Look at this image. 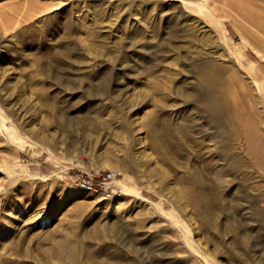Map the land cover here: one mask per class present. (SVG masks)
<instances>
[{
    "label": "rangeland",
    "instance_id": "1",
    "mask_svg": "<svg viewBox=\"0 0 264 264\" xmlns=\"http://www.w3.org/2000/svg\"><path fill=\"white\" fill-rule=\"evenodd\" d=\"M257 13L264 17V0H0V264H57L44 253L67 236L90 264H211L202 251L213 264H264ZM211 65L231 109L215 141L209 113L175 92L196 88ZM183 110L201 128L197 167L223 171L216 191L208 187L215 230L180 183L182 170H168L152 147V114L164 121ZM245 121L263 140L253 150ZM183 155L178 164L192 168ZM104 170L116 175L112 198L73 178Z\"/></svg>",
    "mask_w": 264,
    "mask_h": 264
},
{
    "label": "bare ground",
    "instance_id": "2",
    "mask_svg": "<svg viewBox=\"0 0 264 264\" xmlns=\"http://www.w3.org/2000/svg\"><path fill=\"white\" fill-rule=\"evenodd\" d=\"M199 6H201V5L199 4ZM251 21H253L254 24H256L258 26V28L264 32V17H262L259 13H257V14H254L253 16H251ZM114 57H115V55H114ZM217 76H219L218 67L216 65H211L210 69H208L207 71H204L203 73H199V81L197 83L196 88L189 89L187 87V85H180L179 87H176L177 89L175 91L180 97H182L181 100L183 102L185 101L188 104H193V106L200 108V110L203 109L209 113L210 121H212L213 123H216L215 131H211L210 139H208L211 141H215V139L218 138L219 135H224L225 133L228 132L226 130V127H225L226 117H225V111L224 110L226 109L227 112H229L231 110L228 108V104L225 105V100H226V95L228 94V89L227 88H225L223 90L218 89V87H217L218 85L216 83ZM255 82L257 84V87L261 90V87H262L261 83L259 81H255ZM108 85H109V82H106L105 86H108ZM116 85H118V82ZM195 90H197V91L195 92ZM105 92H107V91H105ZM157 92H160V93L165 92L166 93V90L163 88V89H159V91H157ZM119 93H120V91H119ZM161 95H163L164 97L167 98V96H166L167 93H166V95L165 94H161ZM45 105L47 106L48 109H52V107L49 105L47 100H45ZM181 113L182 114L177 115L178 114L177 112H171V113H168L167 116L164 114L165 115V119L163 118L164 121H162V119L158 116V113L152 114V119L148 121V126L151 129V135H152L151 139L153 140L152 147L159 154V158H161L162 160H164L168 163V170H171V169L182 170L183 175L179 179L180 183L183 185L184 190H186L188 193L193 192L195 194L196 199L193 200V202H192L193 206L198 211L201 220L204 222H207V225L211 229L215 230V229H217V226L213 222L214 221L213 202L211 201V197L209 196L208 187H211L212 189H215V191H216V188H218L219 184L221 183V177L223 175V171H221V170L215 171L214 170V172L213 171H211L209 173L206 172V174L204 175L202 173V171L199 169V167H197L198 166L197 164L202 162V159L204 158L202 148H201V146H202L201 145V139L202 138L199 139V137L197 136L198 132H196V130L200 131L201 128L199 127V125L197 123H195L191 118H189L186 113H184V110ZM175 114H176V116H175ZM60 124L61 123H58V125H60ZM243 125L246 127V131L243 133L244 134L246 133L247 138H248V142H247L249 145L248 150H250V149L253 150V148L255 147L254 143L256 141L258 143V141H259V143L262 144L263 140L262 141L258 140L259 139L258 137L260 135L258 136V133L256 131L258 129L253 128L254 124L252 125L253 126L252 128L249 127V123L247 121H245L243 123ZM256 127L258 128V126H256ZM164 131L166 133L167 132L170 133L173 136V139L171 140V139L165 138L163 135ZM253 144H254V146H253ZM178 146L180 148L177 150L176 147H178ZM181 147L183 148L184 152H183ZM217 152L213 155L214 158L218 154ZM258 153L259 152H257V154ZM261 153L262 152L260 151L259 157L263 156V153L262 154ZM183 154L186 156H190V154H191L194 157L193 159H195L196 162L194 163V165H192V168L189 169L187 167H183L181 164H178L177 160L180 159L181 158L180 155L182 156ZM212 154H213V152H212ZM257 154H255V155H257ZM208 158H210V157L208 156ZM208 161H206V162H208ZM211 162H213V161H211ZM208 169H209V167H208ZM206 178L210 179V182H207ZM212 192H213V190H212ZM48 239H50V238H48ZM73 241H75V239L72 238V236H67L65 239H62L61 241L54 243V248H55L54 252H51V253L45 252L44 254L49 259H51L52 262H55L57 264H90L88 258H85V259L82 258L80 246H78V244H76L77 242L74 243ZM25 242H27V241L23 238H19L15 241L14 246L17 250V253H24L23 252L24 251L23 245ZM191 243H194V242L191 241ZM161 249L159 251H161ZM198 249H201V248L198 247ZM32 250L33 249L26 250L25 251L26 256L28 258H30L31 260H35L36 257L32 254V252H31ZM162 250L164 251L165 249H162ZM201 254H202L205 261L213 264V262L210 261L212 259H210L207 254H203V251L201 252ZM64 257H67V260L63 259ZM211 258H213V257H211ZM42 262H43V260H42ZM200 262H203V261H200ZM157 263H158V261H157ZM144 264H146V263H144ZM178 264H180V263H178Z\"/></svg>",
    "mask_w": 264,
    "mask_h": 264
},
{
    "label": "built area",
    "instance_id": "3",
    "mask_svg": "<svg viewBox=\"0 0 264 264\" xmlns=\"http://www.w3.org/2000/svg\"><path fill=\"white\" fill-rule=\"evenodd\" d=\"M73 178L82 189L95 195L112 198L116 194V175L110 171H99L95 175L78 171L73 174Z\"/></svg>",
    "mask_w": 264,
    "mask_h": 264
}]
</instances>
